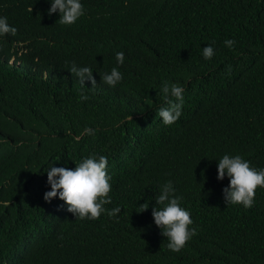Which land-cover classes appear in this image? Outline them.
<instances>
[{
	"label": "trees",
	"instance_id": "16d2710c",
	"mask_svg": "<svg viewBox=\"0 0 264 264\" xmlns=\"http://www.w3.org/2000/svg\"><path fill=\"white\" fill-rule=\"evenodd\" d=\"M81 3L85 15L61 25L47 0H0L16 28L0 36V264H264V188L250 208L227 206L215 160L239 154L264 167V0ZM72 63L90 67L94 90ZM112 67L115 86L99 75ZM162 80L184 89L167 126L156 114ZM86 126L95 133L81 135ZM94 153L107 157L104 207H121L116 218L79 219L43 199L49 166ZM167 180L196 228L179 252L151 215Z\"/></svg>",
	"mask_w": 264,
	"mask_h": 264
},
{
	"label": "clouds",
	"instance_id": "9594fccd",
	"mask_svg": "<svg viewBox=\"0 0 264 264\" xmlns=\"http://www.w3.org/2000/svg\"><path fill=\"white\" fill-rule=\"evenodd\" d=\"M49 16L58 14L61 25H73L85 15V8L81 0H47ZM15 26L7 22V17L0 16V36L10 33L15 34ZM214 43V42H213ZM235 41L227 38L223 41L225 47L231 48ZM201 55L205 60H209L214 55L212 44L202 47ZM117 65L124 62V53H115ZM71 74L79 81L81 86H86L85 82L91 83L89 90H94L96 80L93 71L88 66H78L72 63L68 68ZM228 72L231 66H226ZM101 81L109 86H115L122 80V73L117 67H112L110 71L99 73ZM162 93L163 104L158 108L157 115L164 125H171L182 115L183 92L182 86L177 83L161 81L159 87ZM79 100L87 101L88 96L81 92ZM116 126V125H114ZM96 129L85 127L81 135H93ZM217 161V179L228 178L227 186L223 187L222 193L224 202L229 204H240L244 208L253 206L257 187L264 188V167L256 168L250 165L247 159L241 155H230L225 153ZM74 168L57 167L52 164L45 171L47 174L46 184L50 190L43 194V199L50 202L53 198H59L67 205V211L76 218L94 220L105 213L110 218H116L121 212V207L115 206L110 209L104 205L111 203V176L107 172L108 160L105 155L94 153L73 161ZM176 189L171 180L160 185L158 194L155 195V204L152 206L151 215L154 224L161 229V235L167 240L166 247L172 252H179L196 234L190 212L181 206V197L176 195ZM146 203V202H145ZM139 204L141 211L149 207V203Z\"/></svg>",
	"mask_w": 264,
	"mask_h": 264
}]
</instances>
